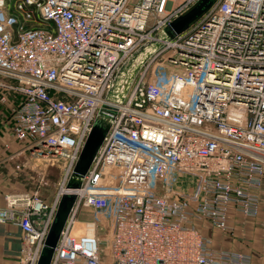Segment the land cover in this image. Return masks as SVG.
<instances>
[{
  "label": "built area",
  "instance_id": "2783aa9c",
  "mask_svg": "<svg viewBox=\"0 0 264 264\" xmlns=\"http://www.w3.org/2000/svg\"><path fill=\"white\" fill-rule=\"evenodd\" d=\"M199 1L0 0L3 129L62 170L52 202L39 189L5 195L0 224L22 230V264H38L65 195L75 201L51 264H254L216 248L204 227L229 232L234 216L261 212L264 0H216L184 33L159 38ZM153 42L124 101H107ZM160 55L174 68L148 73ZM106 126L70 185L91 132Z\"/></svg>",
  "mask_w": 264,
  "mask_h": 264
},
{
  "label": "crops",
  "instance_id": "0c3cea01",
  "mask_svg": "<svg viewBox=\"0 0 264 264\" xmlns=\"http://www.w3.org/2000/svg\"><path fill=\"white\" fill-rule=\"evenodd\" d=\"M41 162L32 160L25 145L14 141L3 129L0 116V207L5 205L6 194L34 190L28 184L33 178L32 173L41 169ZM260 195L261 212L255 219L234 216L230 220L232 230L229 232H222L210 224L204 227L205 234L212 238L216 248L248 254L254 264H264V184ZM22 244L23 232L19 226L12 222L0 224V264H22Z\"/></svg>",
  "mask_w": 264,
  "mask_h": 264
},
{
  "label": "water",
  "instance_id": "95a60500",
  "mask_svg": "<svg viewBox=\"0 0 264 264\" xmlns=\"http://www.w3.org/2000/svg\"><path fill=\"white\" fill-rule=\"evenodd\" d=\"M215 1L216 0L199 1L184 14L173 20L170 25L159 35V38L168 41L172 40L177 35L184 33L208 11ZM153 44L156 45L158 43L153 42L145 45L118 73L107 95V101L116 104H120L124 101L138 71L145 64L149 56L154 52L152 50ZM102 111L111 116L116 115V111L109 108L108 106H105ZM107 131L108 126L104 128H94V130L91 132L76 164L73 183L70 185H73L74 183H81V180L88 172ZM74 201V196H63L56 213V217L49 229L45 246L38 264H51L54 250L58 245L62 231L67 223Z\"/></svg>",
  "mask_w": 264,
  "mask_h": 264
},
{
  "label": "rangeland",
  "instance_id": "374dc122",
  "mask_svg": "<svg viewBox=\"0 0 264 264\" xmlns=\"http://www.w3.org/2000/svg\"><path fill=\"white\" fill-rule=\"evenodd\" d=\"M160 45H161L160 43H158L156 45L153 44L152 50L156 51L157 49H159ZM164 57L165 56L160 55L158 57V59L156 60V62H154L153 64L150 65V67L148 69V73H151L154 65H156V64L157 65L163 64L164 66H167V68H174L175 65L172 63H169L167 60L165 61ZM2 93H4V91H1V89H0V97H1ZM0 107H7V106L6 105L2 106V103H0ZM40 168L41 169L39 170V172L34 171L35 173L34 172L32 173L33 178L29 180L28 185H31L34 190L39 189V195L42 199L46 200L47 202H52L54 197L56 196L58 188H59V182H60V179L62 176L61 167L58 165L51 166V165H49L43 161V162H41ZM42 176L44 177L43 180H41ZM82 218L93 219V216L88 215L87 213L85 215V211H83L81 213V217L79 219L81 220ZM98 228L99 229L97 231L99 233L103 234L104 230L102 229L101 225H99Z\"/></svg>",
  "mask_w": 264,
  "mask_h": 264
},
{
  "label": "bare ground",
  "instance_id": "6f19581e",
  "mask_svg": "<svg viewBox=\"0 0 264 264\" xmlns=\"http://www.w3.org/2000/svg\"><path fill=\"white\" fill-rule=\"evenodd\" d=\"M146 63H147V62H146ZM146 63H145V65H146ZM145 65H144V66H145ZM144 66H143V67H144ZM142 69H143V68H141V70H142ZM141 70H140V71H141ZM138 74H139V73H138ZM56 211H57V207H56V210H55L54 214L56 213ZM91 231H92V230H89V232H91Z\"/></svg>",
  "mask_w": 264,
  "mask_h": 264
}]
</instances>
